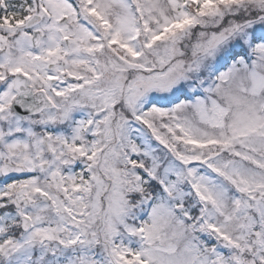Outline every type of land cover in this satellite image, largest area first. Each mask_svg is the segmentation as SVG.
Listing matches in <instances>:
<instances>
[{
    "label": "snow or ice",
    "instance_id": "obj_1",
    "mask_svg": "<svg viewBox=\"0 0 264 264\" xmlns=\"http://www.w3.org/2000/svg\"><path fill=\"white\" fill-rule=\"evenodd\" d=\"M0 264H264V0H0Z\"/></svg>",
    "mask_w": 264,
    "mask_h": 264
}]
</instances>
